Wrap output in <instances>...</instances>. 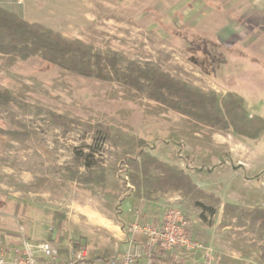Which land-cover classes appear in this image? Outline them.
<instances>
[{"label":"rangeland","instance_id":"1","mask_svg":"<svg viewBox=\"0 0 264 264\" xmlns=\"http://www.w3.org/2000/svg\"><path fill=\"white\" fill-rule=\"evenodd\" d=\"M15 2L5 9L81 40L91 55L116 53V65L103 63L107 79L85 77L39 54L23 58L14 51L16 42L0 43V238L59 240L61 248L82 244L92 258L118 256L128 246L124 201L133 196L147 204L167 194L165 211L182 208L192 237L226 264L230 256L240 264H264V225L250 213L264 207V133L250 139L234 132L249 147L252 167L242 179L224 170L197 177L220 193L211 198L138 186L134 176L155 182L162 172L132 165L143 162L138 152L144 139V152L186 170L191 160L177 140L180 133L221 130L153 99L139 70L215 92L220 101L233 92L249 115L264 119V30L254 34L244 27L243 38L230 37L228 26L219 30L211 22L218 13L208 8L217 0ZM209 148L197 145V161L213 170L222 160Z\"/></svg>","mask_w":264,"mask_h":264},{"label":"trees","instance_id":"2","mask_svg":"<svg viewBox=\"0 0 264 264\" xmlns=\"http://www.w3.org/2000/svg\"><path fill=\"white\" fill-rule=\"evenodd\" d=\"M3 41L16 42L14 51H18L23 58L39 54L49 64L57 65L85 77L94 76L107 79L109 76L103 74V63L106 62L112 68H115L116 65V53L108 51L110 57L101 52L91 55V47L81 40H69L50 28L38 23H30L16 13L0 7V43ZM17 44L21 45L20 49L17 48ZM129 71L135 72L137 68H130ZM139 74L147 80L149 84L147 89L153 99L168 104L171 109L180 111L183 115L214 128L232 129L236 134L250 139H256L264 133V119L249 115L245 109L244 100L233 92L227 93L220 101L215 92L205 94L200 89L171 80L159 71L147 70L143 72L139 70ZM127 79H131V84L133 81L138 84V79L134 76H128ZM165 90L171 91V93L166 95ZM175 95L179 96L176 100L171 98ZM145 144L144 139H139L138 157L142 159V164L134 160L132 165L137 171L142 172L147 171L148 166H153L162 172V176L158 177L155 182L141 181L138 176H134L135 184L155 190L182 191L187 195L200 198L213 197L212 194L194 184L186 170L144 152ZM250 213L264 225V209L255 208ZM75 244L77 245V243ZM260 260L264 262V246L261 250Z\"/></svg>","mask_w":264,"mask_h":264},{"label":"built area","instance_id":"3","mask_svg":"<svg viewBox=\"0 0 264 264\" xmlns=\"http://www.w3.org/2000/svg\"><path fill=\"white\" fill-rule=\"evenodd\" d=\"M127 235V250L109 258H92L82 244L61 248L59 240H0V264H225L192 237L191 219L179 206H170L158 224L145 223L138 214Z\"/></svg>","mask_w":264,"mask_h":264},{"label":"crops","instance_id":"4","mask_svg":"<svg viewBox=\"0 0 264 264\" xmlns=\"http://www.w3.org/2000/svg\"><path fill=\"white\" fill-rule=\"evenodd\" d=\"M217 2V5L211 3L208 6L210 13H218V20H213L211 22L213 24L217 23V25H219V30L224 26H228L227 30L229 31L228 33H230V37L234 35V33H237V35H240L242 38L245 37L248 33H243L244 27L252 28V33L254 34H258L260 30H264V0H217ZM15 3V0H0V6L7 9L15 5ZM197 26L198 23H194V27ZM236 26H239V28H237L239 30L236 29ZM237 31H240V33ZM215 131L216 132L204 131V133H200V136L199 134H196L195 130L189 129L185 136L183 133H180L177 140L180 146L185 147L186 155L191 160L186 172L190 175L194 184L209 194L219 195L220 193L199 181L200 178L197 179V177L206 173L215 174L224 170L226 172H231L234 176L242 179L243 173L246 174L252 165L249 164V157L246 155L248 154L249 147L244 142H241V140H237L238 138H236V134L232 129L224 132L223 130L217 129H215ZM196 135H199L200 137L198 136L196 138ZM207 138L209 139V144ZM199 140H203V142ZM196 144L202 145L204 150L208 149V146H210L211 149H209L213 151L216 157L222 160L220 165L213 167L212 170V167L208 166L205 160L198 163L197 159H199V157L196 152ZM170 164H173L180 169L185 168V165H181L178 162L171 161ZM244 179H246L244 180V183L250 182V178L246 177ZM166 195L167 194L164 195L165 197L161 198V201H149L147 204H144L142 201L136 203L133 196L128 197L123 204L124 206L127 205V209H122V214L120 215L124 226H130L136 220L138 214L145 223H160L165 212L166 205L163 201L167 200ZM169 199L174 200L176 197H171ZM132 208H134V211L131 213L130 211ZM261 208L264 209V207ZM126 239L125 241L127 242ZM0 240L6 244H16L19 241V239L15 237H6V239L0 238ZM234 258L230 256V260H227V263L240 264L234 260Z\"/></svg>","mask_w":264,"mask_h":264}]
</instances>
